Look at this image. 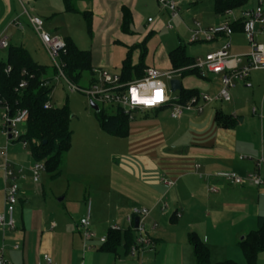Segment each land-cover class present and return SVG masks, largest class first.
<instances>
[{
	"label": "crops",
	"instance_id": "0c3cea01",
	"mask_svg": "<svg viewBox=\"0 0 264 264\" xmlns=\"http://www.w3.org/2000/svg\"><path fill=\"white\" fill-rule=\"evenodd\" d=\"M17 3L19 4L17 0H0V36L6 34L10 38L11 34L8 33L10 26H17L14 18L16 10L13 8ZM147 3L148 0H91L81 2L79 6L82 10L93 12L92 25L95 29L99 25L97 21L103 23L97 31L105 29L109 36L108 40L123 43L132 32L126 33L122 30V8L130 10L133 25H136L135 17L141 16L139 10ZM61 5L64 8L62 0ZM160 9L167 15L155 18L148 16L147 22L144 23L147 29L151 31L159 29L164 25V18L172 21L168 12L161 7ZM30 12L38 15L39 10L31 6ZM11 18H14V21L7 23ZM142 18L143 16L141 22H144ZM149 18H152V21H148ZM224 21L225 17L215 14L214 19L206 26ZM165 26L170 29L168 24ZM257 30L256 40H261L258 42L264 44V26L257 25ZM49 32L64 39L69 37L60 29ZM37 37L40 40L38 35ZM224 42L225 39L209 42V51L220 48ZM230 43L231 54L249 51L248 43L240 29L230 37ZM10 44L18 45L13 42ZM44 50L46 51L45 48ZM130 52L129 49L122 60L119 75L123 61L127 56H131ZM94 59L92 55V68L107 67L108 61L101 63ZM168 61L170 68L161 71L174 70L169 58ZM132 63L137 64L133 61ZM146 65L151 67L147 63ZM261 72L264 73L263 70H253L244 82L231 88L232 97L228 102H203L205 106L202 112L190 111L180 118L170 116L173 122L167 131L151 121L149 116L150 113L155 115L157 111L167 107L170 110L169 106L156 110H137L130 122L129 135L124 138L126 144L123 147V154L126 155L121 159L117 158L116 168L115 166L111 168L113 170H110L107 178L108 189L115 187L117 199L107 197L100 204V200L96 198L95 209L90 201L92 229L99 236L106 235L110 226L114 224L123 230L127 229L126 215L130 210L133 207H147L150 209L148 228L156 247L154 251L145 254L144 264H194L189 241L190 249L182 237L179 239L176 237V231L169 229L180 223L186 226L187 233L192 231L198 233L209 248L220 237H228L230 245L233 243L239 247L242 237L256 229L258 216L264 215V184L255 185L250 180L243 184H229L216 177L215 173L232 171L244 178L257 173L264 181V165L257 166V160L264 157V98L260 102L259 99L255 100L256 96L242 99V94H247L245 89L258 82ZM48 77L50 78L49 74ZM176 77L181 80L183 88L196 89L199 93L215 95L222 86L221 77L214 74L201 77L196 75L181 77L180 74H176ZM91 79L90 74L89 81ZM259 88L256 91L260 90ZM253 108H256L255 112ZM218 110L234 116L237 124L233 128L219 127L215 121V112ZM1 112L0 107V114ZM8 144L6 142V146L0 145V213H5L6 209L4 177L6 162L11 163L15 170L22 168L24 175V178L17 180L18 202L13 214L15 228L0 229V253L9 264H45L44 254L50 255L53 264L132 263L123 243L113 252L102 249L97 242H93L95 247L85 248L78 224L66 219L61 211L54 207L53 202L48 201L45 194L42 195V204L36 201L35 196L38 195L36 189L34 194H30L27 187L29 185L34 187V184L38 183L33 181L30 171L35 161L31 154L20 157L13 152L10 153L7 151ZM242 155L251 156L252 159H240ZM14 162H21L26 166L14 165ZM195 165L198 167L195 168ZM162 176L171 178L175 184L167 188L159 180ZM212 186H216L218 191H212ZM164 204H167L166 208H163ZM97 206L101 210L99 215ZM84 208L85 206L81 205L79 207L80 219L86 215L88 205ZM225 217H228L230 227L222 231L218 223L225 220ZM239 251L242 253L241 249ZM190 253L192 258L186 256ZM235 254L231 258L237 260L239 264H245L244 256Z\"/></svg>",
	"mask_w": 264,
	"mask_h": 264
},
{
	"label": "rangeland",
	"instance_id": "374dc122",
	"mask_svg": "<svg viewBox=\"0 0 264 264\" xmlns=\"http://www.w3.org/2000/svg\"><path fill=\"white\" fill-rule=\"evenodd\" d=\"M179 1L180 16L177 18L179 20L175 18L176 20L174 19L169 22L168 18H164V25L157 30L151 31L144 25L147 22V17H163L167 14L161 11L162 9H160L157 0H148L147 5L142 6L139 10L144 22H141V16H136V25H131L132 33L127 35L128 39L123 40V43L108 40L109 36L105 32V29L104 31H97V29L101 28V24H103L99 23V21H97L99 25L96 26V29L92 25V29L89 30L84 16L81 13L66 12L61 5V0H32L28 7L31 9L32 6L39 10L37 14L45 21V27L48 31L60 29L80 49L92 51L91 54L94 55V60L101 63L108 61L106 64L107 67L101 66L102 68L108 69L113 74H118L121 69L122 60L125 58L129 49L131 50L132 61L138 62L143 42L147 48V54L144 58L145 63L159 70L170 68L168 53L179 44L184 45L187 54L195 59L203 58L209 52V42L192 43L190 40L196 23L207 27L206 24L214 19V0H203L191 5L187 4L184 0ZM256 5V0H251L243 8L234 10L233 16L238 18L240 10L246 8L251 9L256 7ZM13 8L16 10L14 18L17 26L12 25L9 28L8 33L11 34L9 38L10 42L24 46L34 61L48 68L50 78H53V62L44 50L37 37V33L30 26L28 18L23 13V8L18 3ZM233 16H225V20L231 19ZM13 19L11 18L7 23L9 21V23H12L14 21ZM167 24H170L173 28H166L165 25ZM18 25L22 26V28ZM135 44L139 46L135 47ZM0 56L6 58V50L2 51ZM89 79V72H85L81 82H79V87L87 88L90 83ZM52 84L54 85L51 94L52 105L62 107L66 104L70 110L71 118L69 127L72 130L71 146L62 159L59 167V175L51 178V174L44 171L40 174V179L38 183L34 184V187L30 185L27 187L30 194H34V190L36 189V193L38 194L35 196L36 201L42 204V195L45 194L48 201H52L54 207H57L66 219L74 224H79L80 205L86 208L91 201L93 209H95L96 206L94 203L97 202L96 198L100 200V204L107 197L109 199L111 197L117 199L115 187L113 186L112 189H108L107 178L110 170H113L111 168H114V166L116 168V164L118 163L117 158L121 159L122 156L126 155L123 154V147L126 141L124 138L116 137L102 130L97 112L90 107V99L86 94L80 91H70L68 84L62 78L58 81L53 80ZM242 88L245 89V87ZM257 88L260 90L256 91ZM245 91L247 94H242V99L245 98L244 100H246L248 97L254 96L255 98L256 96L257 99L255 100L259 99V102L262 101L264 98V73L261 72V75L258 77V82L253 84L252 87L246 88ZM178 95L179 91L171 92L170 97ZM98 105L107 114H113L116 110V106L101 103ZM186 113H190V111H185L184 114ZM149 119L155 124H159L164 131L169 130L173 122L168 107L157 111L155 115L150 113ZM257 119L259 120L258 117ZM1 123L2 119L0 114V145L6 146L7 139L2 135ZM18 129L22 133H25L26 123L19 124ZM8 145L7 151L9 150L10 153L13 152L20 157H25L24 154L27 156L31 154L30 147L27 146L24 148L21 141L9 142ZM33 160L35 161L34 158ZM15 163L14 165L23 164L26 166V164L21 162ZM98 207L97 213L99 215L101 210ZM104 225L105 223L103 227ZM218 225L222 231L228 229L230 227L228 217H225V220H220ZM177 226L169 227V229L176 231V237L178 239L182 237L181 239L185 241L190 249L187 240L188 229L186 230V226H183L181 223ZM229 242L228 237H220L217 241L215 240V244L209 248L211 252V263L217 264L228 259L237 262V260L231 258L235 253V255L239 254L241 257L243 256L239 251V247L233 245V243L230 245L231 242ZM260 254L257 264H264V253L262 255ZM187 255L192 258V253Z\"/></svg>",
	"mask_w": 264,
	"mask_h": 264
},
{
	"label": "built area",
	"instance_id": "2783aa9c",
	"mask_svg": "<svg viewBox=\"0 0 264 264\" xmlns=\"http://www.w3.org/2000/svg\"><path fill=\"white\" fill-rule=\"evenodd\" d=\"M23 8V13L28 18V22L34 31L39 36L44 48L50 56L57 73L54 75V80L58 81L60 78L66 81L70 91H80L86 94L90 100H93L97 104H108L111 106L120 107L124 114L128 115L130 119L134 118V113L137 110L148 111L156 110L165 106L170 107V116L172 118H180L185 111H198L202 112L204 109V103H210L212 101L228 102L231 100L230 90L236 84L244 82L251 74L253 70L264 71V44L257 42L256 34L258 32L257 25L264 26V1L257 0V5L251 9H242L238 18L233 16L234 10H230L227 13V17L233 16L231 19H226L224 22L203 27L200 23H196V27L192 32L190 42H213L218 39H225L223 45L215 50L209 51L203 58L196 59L195 63L191 65L192 68L199 70L201 76L207 74L219 75L222 80V86L220 91L215 95H210L206 92H201L198 95L191 96L186 102H180V96L170 97L171 90L167 87L170 80L179 74L177 70L161 71L155 67H147L145 69V75L140 79H134L130 81H122L119 74H113L105 68H93L91 73V80L87 88L79 87L73 84L67 78L61 56L66 53V43L62 36L53 34L45 28V21L38 15L32 14L29 9L31 0H17ZM189 4L201 2L203 0H184ZM159 6L165 9L170 19L173 20L180 16V1L179 0H157ZM242 22V33L245 40L248 43L249 51L240 54L230 53V37L234 34L235 30L232 27V23L236 21ZM148 21H152L149 18ZM168 27H173L168 24ZM10 46L8 36H0V52L7 50ZM1 61V57H0ZM11 70L10 66H7L6 72ZM26 74L24 70L22 72ZM178 78V77H176ZM149 80L161 81L164 90L166 100L163 103L158 104L154 108L145 109L143 106L131 107L129 105L127 97L129 96V89L132 86H139L141 83H146ZM168 81V82H167ZM26 81L23 80L20 83V87L26 85ZM170 86V85H169ZM149 89V93H150ZM176 92V91H175ZM174 93V92H172ZM201 101V102H200ZM204 102V103H203ZM46 108H50L51 105L47 103ZM1 112V132L7 139V143L13 141H21L23 147L28 146L27 140L22 138L23 134L18 125L26 123L28 118L27 109H19L15 114H11L10 108L7 104L2 105ZM256 111V108H253ZM240 159H252L251 156H240ZM264 165V157L257 160V166ZM198 165H195V168ZM32 179L34 182H38L40 174L45 171V164L42 161H35L31 167ZM215 176L225 180L229 184H243L246 180L252 181L255 185L264 184V181L257 173L250 174L247 178H244L232 171H219L215 173ZM5 177V213H0V229H14L15 220L13 217L15 206L18 202V185L17 180L24 178L23 169L19 168L15 170L11 163L6 162L4 166ZM167 188H170L175 184L174 180L169 177L162 176L159 179ZM212 191L217 192L218 188L212 186ZM167 204H164L163 208H166ZM91 204L88 203V211L84 217L80 219L79 229L81 230L84 240V246L87 249L95 247L93 242H97L102 245L106 242V235L99 236L91 226ZM150 216V209L147 207H133L126 215V221L128 227L134 228L136 232L135 242L129 249V256L132 259L131 264H144V256L147 252L155 250V241L150 234L148 228V218ZM139 218L138 226L135 227V219ZM155 227V225H154ZM153 227V228H154ZM113 231H122L119 225L110 226ZM18 247V246H16ZM45 264H53L50 255L44 254ZM0 264H9L3 255L0 253Z\"/></svg>",
	"mask_w": 264,
	"mask_h": 264
},
{
	"label": "trees",
	"instance_id": "16d2710c",
	"mask_svg": "<svg viewBox=\"0 0 264 264\" xmlns=\"http://www.w3.org/2000/svg\"><path fill=\"white\" fill-rule=\"evenodd\" d=\"M66 12L81 13L88 25L92 28L93 12L82 10L79 6L81 2L91 0H62ZM251 0H214V13L217 16L225 17L228 11L243 8ZM123 21L122 30L131 33L133 19L128 8H122ZM233 29L242 30V22L232 23ZM66 53L61 59L65 64L64 71L73 84L79 86L85 72L92 73V54L89 50L80 49L75 42L66 37ZM139 46V45H137ZM136 47V46H135ZM131 53V52H130ZM147 48L142 46L140 61L133 64L131 56H127L123 61L120 77L122 81L140 79L145 75V69L149 66L145 63ZM168 58L172 68L177 70L181 77L186 75H196L201 77L199 70L192 68L196 61L194 57L187 54L184 45H178L168 53ZM7 66L11 67L6 72ZM54 75L57 73L53 66ZM26 74H23V71ZM49 70L33 60L28 50L21 45L10 44L6 50V58L0 61V107L7 104L11 114H15L19 109L28 110L26 131L22 138L27 140L28 147L35 161H44L45 171L51 174V178L59 175V167L62 159L71 146L72 130L70 124V110L68 105L62 107L52 106L51 94L54 85L53 78L48 77ZM25 80L27 83L20 87V83ZM196 89H182L179 91L180 102H186L191 96L198 95ZM49 103L50 108L45 105ZM102 130L116 137L125 138L129 135L130 122L132 119L124 114L120 107H116L113 114H107L100 109L97 112ZM215 121L219 127L233 128L237 124V119L229 114L218 110L215 112ZM135 230L128 227L122 231L108 229L106 242L101 248L106 251H115L122 245L129 254L131 245L135 242ZM188 241L193 250L194 264H213L210 260V249L207 243L194 231L188 233ZM239 247L243 253L246 264H257L258 256L264 252V215L257 218V227L245 234L239 242ZM217 264H238L236 261L228 259Z\"/></svg>",
	"mask_w": 264,
	"mask_h": 264
},
{
	"label": "clouds",
	"instance_id": "9594fccd",
	"mask_svg": "<svg viewBox=\"0 0 264 264\" xmlns=\"http://www.w3.org/2000/svg\"><path fill=\"white\" fill-rule=\"evenodd\" d=\"M149 89L151 90L149 93ZM129 105L133 108L143 106L151 109L166 100L164 86L161 81L149 80L139 86H132L127 97Z\"/></svg>",
	"mask_w": 264,
	"mask_h": 264
},
{
	"label": "water",
	"instance_id": "95a60500",
	"mask_svg": "<svg viewBox=\"0 0 264 264\" xmlns=\"http://www.w3.org/2000/svg\"><path fill=\"white\" fill-rule=\"evenodd\" d=\"M169 85H170L171 92L180 91L182 89L181 80L179 78H176V77L172 78L170 80ZM90 107L96 112L100 111L99 105L96 102H94L93 100H90ZM138 223H139V218L136 217V219H135V227L138 226ZM242 239H243V237H242Z\"/></svg>",
	"mask_w": 264,
	"mask_h": 264
}]
</instances>
